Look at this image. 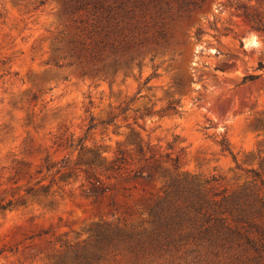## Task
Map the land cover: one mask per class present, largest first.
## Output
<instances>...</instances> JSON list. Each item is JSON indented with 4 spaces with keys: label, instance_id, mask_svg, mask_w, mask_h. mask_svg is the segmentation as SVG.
<instances>
[{
    "label": "rangeland",
    "instance_id": "374dc122",
    "mask_svg": "<svg viewBox=\"0 0 264 264\" xmlns=\"http://www.w3.org/2000/svg\"><path fill=\"white\" fill-rule=\"evenodd\" d=\"M194 2L169 19L167 43L144 52L140 71L109 83L69 65L77 30L63 0H0V199L15 205L0 213V264H56L96 224L140 223L176 172L214 177L230 191L252 180L250 170L264 175V34L244 16L264 25V0ZM112 116L116 126L100 125ZM92 119L99 125L88 132ZM81 138L106 166L123 153L120 171L88 168L104 194L92 195L78 152L64 146ZM222 138L235 158L221 151ZM64 161L73 167L66 180ZM141 167L154 178H134ZM42 186L47 197L29 194Z\"/></svg>",
    "mask_w": 264,
    "mask_h": 264
},
{
    "label": "trees",
    "instance_id": "16d2710c",
    "mask_svg": "<svg viewBox=\"0 0 264 264\" xmlns=\"http://www.w3.org/2000/svg\"><path fill=\"white\" fill-rule=\"evenodd\" d=\"M194 4V0H63V12L72 18L77 30L67 43L70 58L74 60L69 65H77L84 75L109 83L131 67L140 71L144 52L153 53L167 43L169 19ZM244 16L257 32L264 34L263 19H255L247 12ZM154 60L155 55H152L149 61L153 63ZM153 68L151 77H156L158 69ZM251 77H244V81ZM140 93L139 90L137 95ZM135 97L120 109V114L128 110ZM143 114L150 116L151 111L145 109ZM116 118L112 116L100 125L116 126ZM93 121L88 132L99 125ZM84 141L85 138H81L74 144L70 139L64 146L78 152L75 166H85L92 195L104 194L106 187L88 168L99 166L104 172L120 171L125 161L123 153L106 166L101 153L90 149ZM218 144L223 153L235 158L226 138L218 140ZM143 152L139 147V153ZM172 161L177 171L178 161ZM53 167L46 162L48 171ZM61 168H67L61 179L72 178L73 167L69 161H64ZM248 173L252 180L233 191L220 188L214 177L201 179L177 172L169 175L160 194L151 197L147 219L123 227L96 224L89 230L90 238L62 255L56 264H101L119 256L132 264H159L161 261L169 264H264V175L255 170ZM143 177L151 180L154 174L141 167L134 178ZM29 194L47 197L49 186H42L36 192L30 190ZM25 203L24 200L19 202L20 205ZM14 206L13 202L3 203L0 199V213Z\"/></svg>",
    "mask_w": 264,
    "mask_h": 264
}]
</instances>
